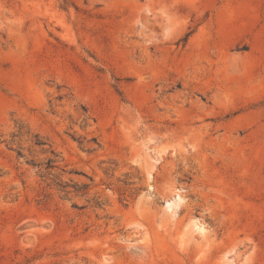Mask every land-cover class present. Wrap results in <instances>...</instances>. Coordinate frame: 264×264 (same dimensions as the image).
Listing matches in <instances>:
<instances>
[{
	"label": "rangeland",
	"instance_id": "1",
	"mask_svg": "<svg viewBox=\"0 0 264 264\" xmlns=\"http://www.w3.org/2000/svg\"><path fill=\"white\" fill-rule=\"evenodd\" d=\"M0 264H264V0H0Z\"/></svg>",
	"mask_w": 264,
	"mask_h": 264
},
{
	"label": "trees",
	"instance_id": "2",
	"mask_svg": "<svg viewBox=\"0 0 264 264\" xmlns=\"http://www.w3.org/2000/svg\"><path fill=\"white\" fill-rule=\"evenodd\" d=\"M40 145V144H39ZM53 161L52 160H50V159H48L47 160V162H46V164H45V169H52L54 166H53ZM61 188H66L67 186L66 185H64V186H60Z\"/></svg>",
	"mask_w": 264,
	"mask_h": 264
}]
</instances>
